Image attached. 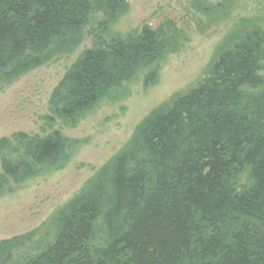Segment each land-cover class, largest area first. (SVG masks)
<instances>
[{
    "label": "trees",
    "instance_id": "1",
    "mask_svg": "<svg viewBox=\"0 0 264 264\" xmlns=\"http://www.w3.org/2000/svg\"><path fill=\"white\" fill-rule=\"evenodd\" d=\"M127 8V0H0V91L76 48L92 12L112 19ZM164 52L149 25L100 37L50 103L73 119ZM263 59L257 31L223 52L65 207L52 242L40 250L35 231L3 239L0 264H264V95L246 88L262 87ZM82 143L59 132L0 138V197L10 181L62 166ZM246 171L251 182L238 188Z\"/></svg>",
    "mask_w": 264,
    "mask_h": 264
},
{
    "label": "rangeland",
    "instance_id": "2",
    "mask_svg": "<svg viewBox=\"0 0 264 264\" xmlns=\"http://www.w3.org/2000/svg\"><path fill=\"white\" fill-rule=\"evenodd\" d=\"M127 2V10L112 19L92 12L76 48L55 55L0 91V138L23 131L39 136L59 132L83 140L62 166L20 183L10 181L12 191L0 197V241L35 231L36 247L45 248L55 238L65 207L120 154L146 118L204 81L221 54L243 37L256 31L264 35V0ZM144 25L157 31L164 54L98 96L75 118L58 115L51 95L80 54L100 37L109 41L138 35ZM261 75L264 79V66ZM246 88L264 95V83ZM250 182L246 171L238 188Z\"/></svg>",
    "mask_w": 264,
    "mask_h": 264
}]
</instances>
